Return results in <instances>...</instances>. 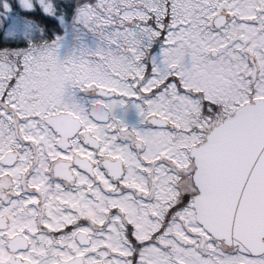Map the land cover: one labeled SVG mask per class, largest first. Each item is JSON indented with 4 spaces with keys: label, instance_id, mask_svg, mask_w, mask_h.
Returning a JSON list of instances; mask_svg holds the SVG:
<instances>
[{
    "label": "snow or ice",
    "instance_id": "obj_1",
    "mask_svg": "<svg viewBox=\"0 0 264 264\" xmlns=\"http://www.w3.org/2000/svg\"><path fill=\"white\" fill-rule=\"evenodd\" d=\"M0 254L264 264V0H0Z\"/></svg>",
    "mask_w": 264,
    "mask_h": 264
},
{
    "label": "flooded vegetation",
    "instance_id": "obj_2",
    "mask_svg": "<svg viewBox=\"0 0 264 264\" xmlns=\"http://www.w3.org/2000/svg\"><path fill=\"white\" fill-rule=\"evenodd\" d=\"M88 213H91V211L84 213L83 218H86V214ZM10 259H11L10 257L0 254V264H9Z\"/></svg>",
    "mask_w": 264,
    "mask_h": 264
},
{
    "label": "clouds",
    "instance_id": "obj_3",
    "mask_svg": "<svg viewBox=\"0 0 264 264\" xmlns=\"http://www.w3.org/2000/svg\"><path fill=\"white\" fill-rule=\"evenodd\" d=\"M100 215H101V213H99V212H91V213L86 214V218L85 219H88V220L96 219Z\"/></svg>",
    "mask_w": 264,
    "mask_h": 264
}]
</instances>
